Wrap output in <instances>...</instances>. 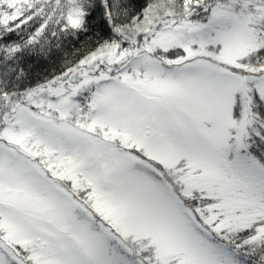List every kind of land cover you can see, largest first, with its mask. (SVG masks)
Instances as JSON below:
<instances>
[{"label": "snow or ice", "instance_id": "snow-or-ice-1", "mask_svg": "<svg viewBox=\"0 0 264 264\" xmlns=\"http://www.w3.org/2000/svg\"><path fill=\"white\" fill-rule=\"evenodd\" d=\"M0 264H264V0H0Z\"/></svg>", "mask_w": 264, "mask_h": 264}, {"label": "trees", "instance_id": "trees-1", "mask_svg": "<svg viewBox=\"0 0 264 264\" xmlns=\"http://www.w3.org/2000/svg\"><path fill=\"white\" fill-rule=\"evenodd\" d=\"M19 39V37H13ZM84 37L80 40L69 38L63 42L60 49L55 50L49 59L32 56L28 58V66L33 72V81L43 78L51 73L59 72L64 67L65 62L71 64L77 60L81 51L85 50Z\"/></svg>", "mask_w": 264, "mask_h": 264}]
</instances>
